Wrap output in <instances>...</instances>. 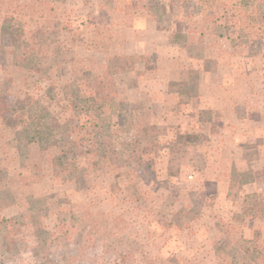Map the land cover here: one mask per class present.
Instances as JSON below:
<instances>
[{
  "label": "rangeland",
  "instance_id": "374dc122",
  "mask_svg": "<svg viewBox=\"0 0 264 264\" xmlns=\"http://www.w3.org/2000/svg\"><path fill=\"white\" fill-rule=\"evenodd\" d=\"M178 1L57 0L69 62L59 76L13 64L0 32L10 110L0 116V222L24 216L5 264H220L214 248L228 247V233L264 234V40L253 52L232 46ZM130 2L156 4L163 24L130 20ZM175 32L203 57L188 59ZM76 77L126 102L136 128L108 137L82 126L60 88ZM30 100L50 113L49 143L27 141L20 107ZM58 157L83 168L84 187L54 175Z\"/></svg>",
  "mask_w": 264,
  "mask_h": 264
},
{
  "label": "trees",
  "instance_id": "16d2710c",
  "mask_svg": "<svg viewBox=\"0 0 264 264\" xmlns=\"http://www.w3.org/2000/svg\"><path fill=\"white\" fill-rule=\"evenodd\" d=\"M259 1L195 0L193 3L191 0H179L178 2L188 11L198 13L202 18L201 21L211 29L215 37L226 38L232 46H244L249 52H253L256 44L264 40V12ZM127 5V8H121L120 11L123 12L126 8L124 14H128L130 20L145 18L154 20L156 24H163L164 17L156 4L143 5L130 2ZM56 7L57 0H35L30 4H20L17 0H0V32L9 37V44L14 49L12 63L21 65L41 77L49 74L59 76L64 64H69L65 60L68 50L59 40L67 26L64 27L60 21ZM171 40L180 46L188 59H201L204 55L203 48L189 45L182 33H172ZM95 48L102 50L103 47L95 44ZM86 70L84 76L91 75ZM60 88L64 92L68 108L80 114V119L85 120L82 126L90 125L108 137L111 134L129 132L136 128L128 104L116 99L100 98L89 81L85 82L76 77L65 82ZM9 111L0 99V116L6 115ZM20 112L24 116L22 122L25 123L24 132L27 141L49 143L51 137L49 133L53 129L45 127L46 120L51 118L47 109L38 101L30 100L28 104L20 107ZM75 132L76 129L71 131V140L72 145L77 147L78 135ZM135 150L137 151V146ZM52 166L56 177L62 174L74 179L77 187L85 186L83 168L71 167L64 157L54 159ZM146 173L149 176L152 174L150 166L146 168ZM260 214L264 215V210ZM22 217L0 222V264H5L7 255H11L16 250L13 227ZM229 236L228 233V247L216 245L214 248L218 263L264 264V234L260 227L249 239L242 234L232 238Z\"/></svg>",
  "mask_w": 264,
  "mask_h": 264
},
{
  "label": "crops",
  "instance_id": "0c3cea01",
  "mask_svg": "<svg viewBox=\"0 0 264 264\" xmlns=\"http://www.w3.org/2000/svg\"><path fill=\"white\" fill-rule=\"evenodd\" d=\"M246 121H247V119H246ZM255 120L253 119V122H254ZM256 121H257V123L258 124H260L261 125V122H262V120H260V119H256ZM240 127H236V129H239ZM260 128H262L263 130H264V125H262V127H260Z\"/></svg>",
  "mask_w": 264,
  "mask_h": 264
}]
</instances>
